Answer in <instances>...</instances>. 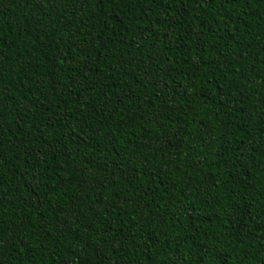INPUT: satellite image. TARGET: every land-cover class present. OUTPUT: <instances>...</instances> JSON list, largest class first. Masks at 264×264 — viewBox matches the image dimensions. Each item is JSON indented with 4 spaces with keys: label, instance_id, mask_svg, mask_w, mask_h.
Here are the masks:
<instances>
[{
    "label": "trees",
    "instance_id": "obj_1",
    "mask_svg": "<svg viewBox=\"0 0 264 264\" xmlns=\"http://www.w3.org/2000/svg\"><path fill=\"white\" fill-rule=\"evenodd\" d=\"M0 264H264V0H0Z\"/></svg>",
    "mask_w": 264,
    "mask_h": 264
}]
</instances>
